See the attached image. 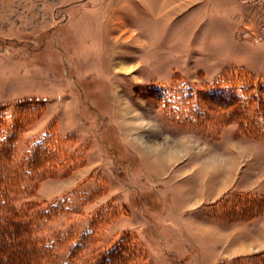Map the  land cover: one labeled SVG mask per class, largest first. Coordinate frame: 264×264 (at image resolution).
I'll use <instances>...</instances> for the list:
<instances>
[{"label":"rangeland","instance_id":"374dc122","mask_svg":"<svg viewBox=\"0 0 264 264\" xmlns=\"http://www.w3.org/2000/svg\"><path fill=\"white\" fill-rule=\"evenodd\" d=\"M240 71L264 76L262 19L241 0H0V116L22 125L13 164L38 144L54 161L12 203L35 214L63 199L36 220L37 237L74 235L59 263L88 264L131 233L130 264H263L249 199L264 196V140L203 103ZM191 106L210 122L188 123Z\"/></svg>","mask_w":264,"mask_h":264},{"label":"trees","instance_id":"16d2710c","mask_svg":"<svg viewBox=\"0 0 264 264\" xmlns=\"http://www.w3.org/2000/svg\"><path fill=\"white\" fill-rule=\"evenodd\" d=\"M245 74L247 76L241 71L227 73L211 83V92L205 96L203 103L209 110L221 114L220 122L223 124L238 122L237 134L264 140V76L256 77L250 71ZM204 110L202 107L191 106L185 118L188 123L197 121L199 125L205 126L211 118ZM4 117V114L0 116V264H62L57 260V246L66 239L71 240L74 235L67 232L53 238L37 237L36 232L43 226H40L41 223L37 225L36 220L52 218L61 209L63 199L60 198L52 206L35 214L30 212L33 209L31 202L24 204L21 209L26 210L23 211L12 203L17 195L27 194L37 187L45 177L46 165L50 166L54 162L53 155L48 148L38 144L31 155L18 165L13 164L17 158L16 144L22 125L19 120H7ZM251 197L249 216L255 217L264 212V196ZM134 239L131 233L123 234L88 264H130L140 255ZM86 241L85 233L71 245L66 259H76Z\"/></svg>","mask_w":264,"mask_h":264},{"label":"built area","instance_id":"2783aa9c","mask_svg":"<svg viewBox=\"0 0 264 264\" xmlns=\"http://www.w3.org/2000/svg\"><path fill=\"white\" fill-rule=\"evenodd\" d=\"M242 2L252 5L259 11L260 18L262 19V26L264 28V0H241Z\"/></svg>","mask_w":264,"mask_h":264},{"label":"crops","instance_id":"0c3cea01","mask_svg":"<svg viewBox=\"0 0 264 264\" xmlns=\"http://www.w3.org/2000/svg\"><path fill=\"white\" fill-rule=\"evenodd\" d=\"M257 221V220H256ZM247 225H249V223H247ZM253 225H257V228L260 229L261 231V234H260V238L264 239V215H263V218L260 219L259 221H257L255 224L253 223Z\"/></svg>","mask_w":264,"mask_h":264}]
</instances>
